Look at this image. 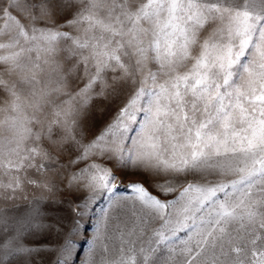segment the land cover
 <instances>
[{"label": "snow or ice", "instance_id": "snow-or-ice-1", "mask_svg": "<svg viewBox=\"0 0 264 264\" xmlns=\"http://www.w3.org/2000/svg\"><path fill=\"white\" fill-rule=\"evenodd\" d=\"M0 264H264V0H0Z\"/></svg>", "mask_w": 264, "mask_h": 264}, {"label": "rangeland", "instance_id": "rangeland-1", "mask_svg": "<svg viewBox=\"0 0 264 264\" xmlns=\"http://www.w3.org/2000/svg\"><path fill=\"white\" fill-rule=\"evenodd\" d=\"M130 179H137L136 177H130Z\"/></svg>", "mask_w": 264, "mask_h": 264}]
</instances>
